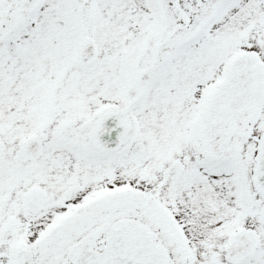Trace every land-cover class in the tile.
Listing matches in <instances>:
<instances>
[{
  "label": "snow or ice",
  "instance_id": "1",
  "mask_svg": "<svg viewBox=\"0 0 264 264\" xmlns=\"http://www.w3.org/2000/svg\"><path fill=\"white\" fill-rule=\"evenodd\" d=\"M0 264H264V0H0Z\"/></svg>",
  "mask_w": 264,
  "mask_h": 264
}]
</instances>
